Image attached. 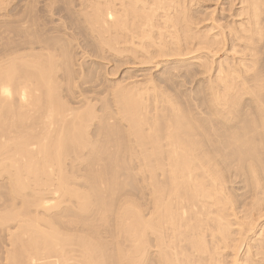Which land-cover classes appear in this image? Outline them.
I'll use <instances>...</instances> for the list:
<instances>
[{
    "label": "bare ground",
    "instance_id": "bare-ground-1",
    "mask_svg": "<svg viewBox=\"0 0 264 264\" xmlns=\"http://www.w3.org/2000/svg\"><path fill=\"white\" fill-rule=\"evenodd\" d=\"M1 175L12 264H264V0H0Z\"/></svg>",
    "mask_w": 264,
    "mask_h": 264
},
{
    "label": "rangeland",
    "instance_id": "rangeland-1",
    "mask_svg": "<svg viewBox=\"0 0 264 264\" xmlns=\"http://www.w3.org/2000/svg\"><path fill=\"white\" fill-rule=\"evenodd\" d=\"M80 56L76 57V61L79 60L82 62V64L83 63H85V64L82 65L81 62H79V61L76 62V63H78L75 65L76 69L78 68L77 74L81 71L79 65L80 66L82 65L81 67H84V66L86 67L87 66V63H86L87 60H88L87 61L88 63H91L95 59L100 60L99 58L97 59L96 57L93 58L91 56L93 60L91 59V57H89V59L86 57L87 60H85V62H84V59L83 58L80 59ZM89 60H91V62ZM102 61L104 63V67H106V69L104 68L105 69L104 71L106 72L107 70H109L108 68L113 64V62L112 61L109 62L108 60H102ZM81 69H83V68H81ZM117 75H119V73H117ZM109 76L115 77V74H112ZM82 167H84V166H82ZM80 172H84V169H82ZM9 187H10V180L7 178L6 175H3V176L1 175L0 176V218L4 217L6 215H9V214H7L9 211H20L24 207V202H23L22 198H15L14 199L9 195V193H8ZM51 196H54V194H49L48 198L45 199V203L48 205H51L54 202H56V199L52 198ZM66 204L71 205L72 202L67 201ZM31 209L32 210H30L31 212H29L28 215H30L32 217H39L40 218L41 216L44 215L42 213L36 212L37 210H36L35 206H33V205L31 206ZM43 217H45V216H43ZM0 220H2L4 222V219H0ZM8 224H2V223L0 224V264H12V256L14 255V253L17 251V249L19 247L18 236L21 235L22 229L20 228V225L18 223H15L14 221L11 223L9 222ZM3 225H5V226H3ZM66 230L68 232H72V231L75 232V230H72V227L69 229H65V231ZM55 258L56 257H52L51 259H55ZM56 259H58V258H56Z\"/></svg>",
    "mask_w": 264,
    "mask_h": 264
}]
</instances>
